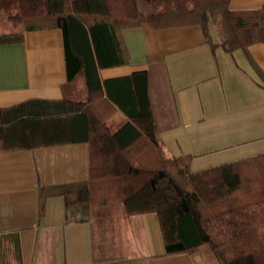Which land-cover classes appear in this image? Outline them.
Segmentation results:
<instances>
[{
	"label": "trees",
	"instance_id": "obj_1",
	"mask_svg": "<svg viewBox=\"0 0 264 264\" xmlns=\"http://www.w3.org/2000/svg\"><path fill=\"white\" fill-rule=\"evenodd\" d=\"M230 0H0V16L26 29L63 31L69 79L82 73L85 99L30 98L0 106V153L87 141L86 180L43 185L40 211L63 195L68 220L88 218L98 205L123 204L127 214H157L164 255L194 253L208 245L221 264H264V152L205 169L192 154L168 157L157 132L146 70L102 80L99 68L129 61L122 29L199 24L215 48L243 49L264 86V70L249 53L264 43V5L231 9ZM23 40L0 35V43ZM120 108L129 119L113 130Z\"/></svg>",
	"mask_w": 264,
	"mask_h": 264
},
{
	"label": "crops",
	"instance_id": "obj_2",
	"mask_svg": "<svg viewBox=\"0 0 264 264\" xmlns=\"http://www.w3.org/2000/svg\"><path fill=\"white\" fill-rule=\"evenodd\" d=\"M263 5L229 1L231 9ZM6 34L23 40L0 43V106L35 97L86 98L82 73L69 79L61 28L26 29L0 16V35ZM122 37L129 61L100 67L99 75L148 72L166 156L192 154L191 169L198 171L264 152V86L243 49L229 52L215 36L213 48L199 24L156 28L143 22L123 28ZM248 50L264 70V43ZM128 119L118 108L108 123L118 129ZM248 141L259 143L223 150ZM89 153L87 141L0 153V264H221L208 245L164 255L155 212L129 215L123 204L98 205L88 218L68 220L63 195L47 197L41 212L40 187L88 179ZM109 206H124V212L98 209Z\"/></svg>",
	"mask_w": 264,
	"mask_h": 264
},
{
	"label": "rangeland",
	"instance_id": "obj_3",
	"mask_svg": "<svg viewBox=\"0 0 264 264\" xmlns=\"http://www.w3.org/2000/svg\"><path fill=\"white\" fill-rule=\"evenodd\" d=\"M138 1H139V6H140L141 10H143V11H145V12H149V11H150V6H149L148 3L146 2V0H138ZM213 31H214L215 38L218 37V33H217L215 27H213ZM115 127H116V126H114V124H113L112 129H116ZM261 141H264V139H261L260 142H261ZM258 143H259V141H248V142H245V143H243V144L230 146V147H228V148H226V149H223V150H226V151H228V150H237V149H241V148H243V147H245V146H249V145H253V144H258ZM98 209H100V210H104V209H106V210H108V212H110V213H111V212H114V213H117V212H122V213H123V212H124V206H116V207H111V206H109V207H98Z\"/></svg>",
	"mask_w": 264,
	"mask_h": 264
}]
</instances>
